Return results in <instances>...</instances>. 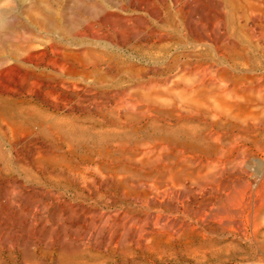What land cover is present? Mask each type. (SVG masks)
<instances>
[{
	"label": "rangeland",
	"instance_id": "rangeland-1",
	"mask_svg": "<svg viewBox=\"0 0 264 264\" xmlns=\"http://www.w3.org/2000/svg\"><path fill=\"white\" fill-rule=\"evenodd\" d=\"M0 264H264V0H0Z\"/></svg>",
	"mask_w": 264,
	"mask_h": 264
},
{
	"label": "bare ground",
	"instance_id": "bare-ground-1",
	"mask_svg": "<svg viewBox=\"0 0 264 264\" xmlns=\"http://www.w3.org/2000/svg\"><path fill=\"white\" fill-rule=\"evenodd\" d=\"M113 189L118 190V188L116 187H113ZM68 190L69 189H64L62 192L58 193L62 194ZM154 190H156V193L162 192L165 195H168L169 193H172L173 189L165 188L163 190H160L159 188H157ZM74 191L79 192V196H82V194H84L80 193V190L78 188H74ZM135 193L137 197H146L148 192L146 193L144 190L141 191L140 189H137L135 190ZM87 195L89 198H93L94 194L89 190L87 192ZM96 205L97 202L94 203V206H85L79 210H74L64 203H57L56 205H53L52 202L43 201L40 206L39 221L41 239L45 243V246H47L48 238L52 239V245L57 244L59 241L58 233L60 231L67 237H71L73 235L84 237L85 235L90 234L95 230H99L106 224H108L111 220L110 215L106 214L100 209H97L95 207ZM54 220H57V224H55L57 226L51 227Z\"/></svg>",
	"mask_w": 264,
	"mask_h": 264
}]
</instances>
